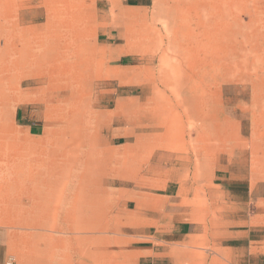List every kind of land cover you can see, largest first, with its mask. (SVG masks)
Segmentation results:
<instances>
[{"label":"rangeland","instance_id":"374dc122","mask_svg":"<svg viewBox=\"0 0 264 264\" xmlns=\"http://www.w3.org/2000/svg\"><path fill=\"white\" fill-rule=\"evenodd\" d=\"M6 1L14 17L16 0ZM41 1L34 4L45 8ZM61 1L65 11L71 9L66 16L73 20L65 27L66 33L72 34L68 48L75 60L85 59L75 61L72 69L75 73L83 70L84 76L67 78V89L56 90L50 102L32 100L38 93L23 89L31 93L30 99L0 105L5 134L0 137V264H138L137 248L145 244L147 235L157 231L165 238L167 230L180 222L192 225L185 246L193 249L179 255L178 264H254L258 257L264 259V205L257 209L255 184L237 171L217 172L218 179L210 188L207 179L186 188L163 174L158 179L168 184V191L151 184L147 174L123 177L111 171L105 176L109 181L105 184V202L108 200L109 206H99L105 209L100 216V228L105 232L99 238L94 236L96 232H90L93 215L86 213L77 221L80 215L74 210L77 197L86 204L88 195L96 196V190L58 183L51 192L43 190L49 191L45 201L35 196L32 182L20 181L30 176L32 170L27 169L32 167L33 153L41 154L55 129L57 141L65 138L67 129V136L80 129L79 125H65V120L88 117L98 123L109 119L94 109L115 118L119 103L138 97L146 85L161 80V69L170 78L178 76L180 83L171 121L183 114L181 86L187 79L199 86L192 89L196 98L202 95V89H229L233 101H238L237 96L246 98L253 117L247 121V135L264 134V0ZM78 10L83 11L81 15ZM4 17L0 14V19ZM206 57L209 64H201ZM12 79L7 88L12 86ZM82 84L91 89H77ZM5 90L2 92L7 96L16 93ZM139 97V108H143ZM201 101L197 99V105ZM171 121L170 131L181 133L171 127ZM235 124L241 129L243 120ZM30 125L39 127L38 135L31 134ZM109 145L114 148V165L128 170L123 163L129 155L126 142L116 139ZM20 165L25 170H20ZM56 175L65 177L60 169ZM66 194L67 205L61 203ZM50 202L61 203L58 222H40L33 213ZM79 222L82 230L76 229ZM226 222L231 226L227 228ZM46 224L53 228L51 237L44 236L46 231L41 229ZM68 231L71 236L65 237ZM49 247L53 253L48 257L45 249Z\"/></svg>","mask_w":264,"mask_h":264},{"label":"crops","instance_id":"0c3cea01","mask_svg":"<svg viewBox=\"0 0 264 264\" xmlns=\"http://www.w3.org/2000/svg\"><path fill=\"white\" fill-rule=\"evenodd\" d=\"M34 1H15V14H21L23 18L28 17L29 21L22 24H0V79L4 81L8 77L13 78V84L8 88V92L20 89V100H18L20 102L30 99L32 96L30 92L23 89H30L32 93H38L36 97L32 96V100L40 99L50 102L51 99L54 100L56 90L67 89L65 85L67 78L84 76V71L80 70L79 73H75L72 69L74 62L80 59L75 60L72 57L74 53L68 48L72 34L68 35L66 33L67 23L56 26L54 23L48 24L46 18L43 19L42 23L36 22L40 20L36 18V15L42 14L44 17L49 18L54 16L55 0L50 3L48 2L50 0L41 1L45 8H42L41 4L35 5ZM8 4V1L0 0V14L3 17L11 16L7 8ZM62 10L64 9L62 8ZM68 11H71V9H67V13ZM63 12L65 13V10ZM68 18H70L68 23L73 22L72 17ZM57 44L61 50L60 59L58 60L64 63L65 68L59 74H55L52 70L48 72L50 69H45L47 64L52 66V63L57 61L55 51ZM49 50L50 52H48ZM102 52L105 53L104 50ZM118 52L120 53V51ZM95 60L97 59L95 58ZM83 61L85 59L82 58L77 62ZM58 79L62 80L58 81ZM1 80L0 90L4 91L6 87L5 85L3 87L4 82ZM161 81L162 78L158 83L150 84L152 88L148 89L146 94L150 102L159 91L169 93L168 89H162L164 87L160 85ZM57 82L62 84L60 88L57 87ZM26 84L28 85L27 88L24 87ZM158 87H160L159 90ZM70 89H73V87ZM77 89H91V87L83 85L77 87ZM205 90L206 92L202 89V95L197 98L202 100L201 103L197 106L194 104L195 116L189 119H177L175 117L171 121L174 123L171 126L173 129L176 130L177 127L181 130V133L177 134H164L170 130L168 124L162 126L163 129L157 135L145 136L142 130L137 129L141 127L148 128L150 125V127H153V125H158L156 123H162L163 121L168 123L172 115L171 113L167 114L168 116L165 114L163 118L162 111L157 108H139L138 97L140 94L138 97L119 103L115 118L108 112L94 109L98 115L109 117L107 121L96 123L89 120L88 117H80L75 119L76 121H73V119L65 120V125H79L80 129H76L74 134L71 133L70 136H67V129L65 138L60 141H57L55 129L51 140L44 145L43 151H39L41 154L33 153V162L30 163L32 167L27 170H32L33 173L40 176L46 175V179L38 185V188L31 187L34 188L32 191H37V194L34 195L46 199L48 198L46 196L48 192L56 188L58 183L73 189L96 190V196L93 193L88 195L89 197L85 201L86 204L83 203L84 199L79 201L80 198H76V196L77 200L75 199L74 204L77 205L78 202L76 208L84 205V214L89 213L91 217L93 215V218L90 219L92 222L90 232H96L94 236L98 238L103 237L100 234L105 232L100 228V216L105 212L102 207L109 206L108 200L105 202V194L106 197L108 194L105 184L109 183L105 180V176L110 174L111 171L113 173L116 171L123 177L134 176L137 173L136 176L138 177L139 173L147 174L151 177V184L156 187H165L166 191L169 190L168 184H162L158 179L163 174L167 175L172 181L179 180L186 188H192L193 183L207 179L206 185L210 188L218 179L216 177L217 172L237 171L252 179L256 186L253 193L258 195L256 207L260 209L264 205V198L261 197L264 195V186H262L264 183V134L256 136L251 133L249 136L247 135L249 130L247 121L253 120V117H250L249 107L244 102L246 98L237 96L236 100L238 101H233V97L229 95V89ZM64 98L67 99V96ZM5 103L0 97V105ZM240 119L243 120L241 129L235 124ZM69 122L71 123L69 124ZM0 124L3 125L1 121ZM30 130L32 135H38L39 133V127L37 126L30 125ZM78 133L83 134L79 136ZM116 139L124 140L129 148V155L123 162L128 170L117 168L113 163L112 153H114V148L109 144ZM41 158H48L49 160L47 162L41 161ZM23 165L26 167L25 164ZM24 167L20 165V170H25ZM59 169L61 174H65V177L56 175ZM68 183L74 185L68 186ZM44 189H49V191L43 192ZM39 191L41 193H38ZM68 200L66 194L65 200L61 203L67 205L69 204ZM40 203L37 205H40ZM61 203L50 202L51 207L39 209V211H42L41 216L38 215L39 211L35 210L34 217H37L36 219L40 222L52 221L57 223L58 206ZM99 206L102 207L99 208ZM242 211L245 212L244 209ZM235 213L236 211L233 210L232 215H235ZM54 216H56V219H53ZM79 217L78 220L80 221L82 217ZM224 217L227 218L228 215L220 216L218 219L223 220ZM224 225L228 228L231 223L226 222ZM192 231L193 228L190 223L180 222L167 230L168 233L165 238L157 231L148 234V240L145 244L137 248L138 264H178V256L188 254L189 250L193 249L185 246V240ZM48 232L46 231L45 236L48 235ZM69 232H66V234L60 232V235L71 236ZM48 237L50 236L48 235ZM260 258L258 257L254 264H264V259ZM83 264H85V261Z\"/></svg>","mask_w":264,"mask_h":264},{"label":"bare ground","instance_id":"6f19581e","mask_svg":"<svg viewBox=\"0 0 264 264\" xmlns=\"http://www.w3.org/2000/svg\"><path fill=\"white\" fill-rule=\"evenodd\" d=\"M42 1H45V0H42ZM52 0H50V1H48L49 3L51 2ZM54 1V0H53ZM55 3H56V7H54V16L52 17V18H49V17H44V15H42V14H40V15H36V18L37 19H44V18H46L47 19V22H48V24H55L56 26H60V25H63V24H65V23H68V21H70V18H68L67 16H66V13H67V11H65V13L63 12L64 10H62V8H63V4H62V1L61 0H56L55 1ZM54 3V4H55ZM42 6V5H41ZM40 8V7H39ZM83 11H80V15H81V13H82ZM19 13V12H18ZM40 13H41V10H40ZM44 13V12H43ZM28 16V15H27ZM92 16L94 17V16H96L95 15V13H94V11L92 12ZM32 18V17H31ZM34 18H35V16H34ZM30 19H28V17H22V15L21 14H15V16L13 17L12 15L10 16H8V17H4V18H1L0 19V24H4V25H7V24H15V23H19V24H22V23H24V22H26V21H29ZM1 28V27H0ZM55 30V29H54ZM36 31H38V30H36ZM56 32V31H55ZM17 36V35H16ZM58 36H59V34H58ZM61 36V35H60ZM18 37V36H17ZM21 37H23V36H21ZM48 39V38H47ZM52 39V38H51ZM17 41V40H16ZM58 41V40H57ZM10 42V41H9ZM48 42V41H47ZM73 42V41H72ZM15 43V42H14ZM50 43V42H49ZM51 43H53V42H51ZM19 44V43H18ZM48 44V43H47ZM8 45V44H7ZM17 45V44H16ZM52 46V45H51ZM53 51V50H52ZM56 56H57V61L54 63H52V66H50L49 64H47V66H46V70H49L50 69V71H48V72H51V70L54 72V73H56L57 71H59V72H63L64 71V63L61 61V60H58V59H60V55H61V50H60V46L57 44L56 45ZM48 52H50V50L48 51ZM97 56V55H96ZM43 58V57H42ZM46 58V57H45ZM42 60V59H41ZM209 58L208 57H206L205 59H203L202 61H201V64H209ZM35 61V60H34ZM39 61V60H38ZM37 61V62H38ZM44 61V60H43ZM21 63V62H20ZM39 63V62H38ZM22 64H23V62H22ZM22 64H19V65H22ZM25 64H26V61H25ZM24 65V64H23ZM45 65V64H44ZM30 69V68H29ZM35 70V69H34ZM161 71H162V74H161V78H162V86L164 87V88H162V89H168L169 90V93H166V92H158L157 94H155V97H153V100H152V102H150V100L147 98V96H146V94L148 93V89H151L152 87H150V84H149V86L148 87H144V88H142L143 90L142 91H140V97H139V100L144 104V107H150V108H154V109H159V110H161L162 111V116H163V118L165 117V114H166V116H168L167 114H169V113H171L172 115H171V117H173L174 116V110H173V108L172 107H174L175 106V102H174V100H175V98H176V95H177V90L176 89H180V83L177 81V79H178V76H176V77H172V78H170V77H168L164 72H165V70H163V69H161ZM183 71V70H182ZM8 72H9V69H8ZM28 73H29V71H28ZM56 74H58V73H56ZM21 78V77H20ZM65 79V78H64ZM1 80V79H0ZM8 80H10V78L8 77L7 79H5L4 81H2V82H4V84H3V87H4V85H5V87H6V89L7 90H5V91H8V88H7V86L9 85V83H10V81H8ZM34 81V80H33ZM66 81V80H65ZM151 81V80H150ZM139 83V82H138ZM51 84V83H50ZM34 85V84H33ZM60 85H62L61 83H59V82H57V87L58 88H60L61 86ZM183 86H181V87H183V90H182V92H181V101H183V106H184V111H183V114L181 115V118H183V119H185V118H187V119H189V118H191V117H193V116H195V112H194V104H195V106H197V98H196V95H194V93H192V89H198L199 88V86L197 85V83L196 82H194V81H192L191 83L189 82V81H187V79L186 80H183V84H182ZM158 86V85H157ZM2 88V87H1ZM23 88V87H22ZM16 89V88H15ZM160 89V87H158V90ZM157 90V91H158ZM0 91H2V90H0ZM163 91V90H162ZM10 92V91H9ZM13 93V96H7V94H3V92L2 93H0V97H1V100L4 102V101H7V102H10L11 100H14V101H18V100H20V89H17V91H16V93H14V92H12ZM162 100V101H161ZM139 102V101H138ZM161 103V104H160ZM163 104V105H162ZM139 114H140V112H139ZM137 117V116H136ZM146 117H148V116H146ZM150 117V116H149ZM153 117V116H152ZM160 118V117H159ZM161 120V119H160ZM171 121V120H170ZM156 124H158V125H153V127H148V128H144V127H141V128H137V129H140V130H142V132H144L143 133V135H157V133H160V130H162L163 128H162V126H165L166 124H168V126H169V121H168V123H166V122H162V123H156ZM166 128V127H165ZM169 128V127H168ZM6 130H7V128H5ZM167 129V128H166ZM136 130V129H135ZM165 130V129H164ZM131 131V130H130ZM4 131H3V126H2V124H0V137H4L5 136V134L3 133ZM7 132V131H6ZM9 132H11V131H9ZM134 132V131H133ZM186 131H184V133H185ZM178 132H176V131H174V132H171L170 130L168 131V132H165L164 134H177ZM162 137V136H161ZM142 138V137H141ZM158 139V138H157ZM140 140V139H139ZM148 144V143H147ZM143 146V145H142ZM30 173V176L29 177H25V178H20V181L23 183H25V182H28V181H30V182H32L33 184H34V186L35 187H37L38 185H40V184H42V181H44L45 179H46V175L44 174V175H42V176H40L39 174L37 175V174H35V173H33V171H30L29 172ZM49 207H51V205H48V206H46V208H49ZM74 209H76L75 210V212L77 213V214H79L82 218H83V216H84V212H85V207H84V205H80V206H78L77 208H75L74 207ZM92 212H93V210H92ZM79 221V220H78ZM42 231H49L48 232V235L51 237L52 236V230H53V228H52V226H51V224H46V225H44L42 228ZM76 229H80V230H82V224L79 222V223H77L76 224ZM47 234V233H46ZM44 236H45V234H44ZM45 250H47L48 251V257H49V255H51L52 253H53V250L49 247V248H47V249H45ZM39 260H40V258H39ZM68 263V262H67ZM66 263V264H67Z\"/></svg>","mask_w":264,"mask_h":264}]
</instances>
